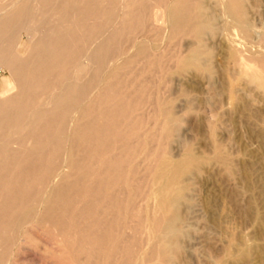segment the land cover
Instances as JSON below:
<instances>
[{"label":"bare ground","instance_id":"obj_1","mask_svg":"<svg viewBox=\"0 0 264 264\" xmlns=\"http://www.w3.org/2000/svg\"><path fill=\"white\" fill-rule=\"evenodd\" d=\"M245 10L225 5L248 34ZM213 28L203 0H0V240L46 223L79 231L93 263L176 264L186 181L204 161L150 150H166L181 119L148 83L169 61L177 73L207 69Z\"/></svg>","mask_w":264,"mask_h":264},{"label":"rangeland","instance_id":"obj_2","mask_svg":"<svg viewBox=\"0 0 264 264\" xmlns=\"http://www.w3.org/2000/svg\"><path fill=\"white\" fill-rule=\"evenodd\" d=\"M203 2L214 18L213 30L204 36L210 68L177 73L173 72L174 62L169 61L161 69L164 73L170 68L168 81L158 69L155 84L148 83L149 88L157 87L160 94L171 97L181 119L178 135L167 149L157 144L149 146L150 150L158 156L168 151L175 159L191 152L204 161L186 181L189 201L181 205L186 236L181 243L183 251L175 260L176 264H264V87L258 86L264 79V61L258 60L264 56V0H244L248 34H243L226 13L227 0ZM192 42L193 38L183 37V50ZM241 58L247 60L249 76L238 63ZM5 76L7 72L0 68V85ZM143 169L142 163L139 174ZM28 226L30 230L23 227L27 232L21 230L17 237L24 236V240H0L1 264L104 262L97 259L93 263L85 256L87 239L80 240L79 231L68 235L46 223ZM0 230L7 235V229ZM79 244L82 248L75 253ZM7 251L10 257L4 256ZM110 263L120 264L115 260Z\"/></svg>","mask_w":264,"mask_h":264}]
</instances>
